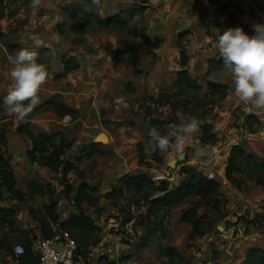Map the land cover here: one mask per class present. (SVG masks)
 <instances>
[{"label":"rangeland","instance_id":"1","mask_svg":"<svg viewBox=\"0 0 264 264\" xmlns=\"http://www.w3.org/2000/svg\"><path fill=\"white\" fill-rule=\"evenodd\" d=\"M193 1L147 0L142 3L138 0H101V6H97L93 0H43V6L35 15L27 7L29 0L1 2L4 10L0 17V50L5 51L8 56L14 55L21 48L37 52V62L45 65L49 75L39 92L40 104L27 117L28 121H19L9 117L3 106V98L12 87V65L8 61V66H3L0 70V123L8 122L14 130L15 124L28 122L30 129L36 132L49 122V128H59L70 140L63 160L72 161L77 166L76 170L70 169L67 174L70 184L67 193L64 184L57 180L58 174H54L57 181L51 183L54 188L53 196L57 201L61 199L59 209H55L58 220L76 212L72 196L79 181L89 178L88 184L95 185L97 189L99 169L101 172L109 167L107 159L111 157L113 148L126 142L132 132H135L136 137L133 143L135 164L132 161L126 164L128 160L121 164L117 162L115 168L127 167L126 172L130 174L147 173L153 179L163 178L167 186L174 185L183 177L180 171L182 167L211 173L218 181L225 214L216 219L208 231L191 240L186 239L189 224L179 219L180 211L194 206L197 213L214 214L211 206L195 193L169 208H161L145 217L148 206L142 197L145 189L134 190L121 185L119 181L105 190L110 191L108 195L104 196L105 191L97 189L94 194H97L100 211L96 213L93 206L82 204L83 212L99 227L96 233L99 238L95 244L79 243L80 250L76 247V254L82 264H241L249 246L259 245L264 250V190L254 180L255 177L264 180V169L254 167L243 156L239 170L233 173L240 184H232L224 177L228 151L232 145L227 144L230 143L228 138L234 139L233 144L240 142L243 150L252 153L255 158H264V136L256 132L262 122L254 121L238 107L230 111L233 117L227 120L228 113L224 110L218 112L220 99L207 115L212 121V130L214 131L213 123L216 122L221 129L220 134L214 131L218 137L214 143L201 144L198 139L199 130L188 139L182 158L177 157V152L169 150L162 154L160 162L151 159L155 146L147 148L143 144L148 139L145 133L149 115L144 113L143 108L147 103L141 101V98L173 88L176 71L173 69V61L176 55L178 57L174 38L178 30L185 29V25L192 24L197 19L196 16L200 15L196 5H192ZM70 2L76 4L70 5ZM211 2L213 3L206 6L208 12H213L220 0ZM225 3V10L235 9H232L229 2H223L220 10ZM140 4L141 10H137ZM66 6L67 9L77 7L86 14L101 16L117 11L127 23L123 28H103L92 23L90 16V24L78 27L83 31L82 35H75L67 27L69 19L64 11ZM227 23L216 21L221 28H232ZM140 28L151 42L154 36L157 37L156 46L142 41L138 35ZM189 33L191 32L185 36H189ZM76 36L81 37L79 42L74 40ZM183 40L185 45L187 39L183 37ZM125 44H134L137 49L135 52L117 54L116 48ZM207 52L210 56H218L216 50L213 53L210 50ZM63 54L75 56L78 67L62 73ZM207 62V70L198 79L201 84L206 79L214 80L212 77H228L229 72L224 63L218 64L212 58H207ZM130 87L132 90H129ZM50 99L69 104L75 110L74 114H56L53 107L46 103ZM120 99L127 103L126 108L118 103ZM157 109L160 110L159 107ZM165 114L166 109L162 107L160 114L152 113V116L165 117ZM217 114L220 116L214 118ZM79 115H83V118ZM84 115L87 117L84 118ZM95 115L97 118L92 117ZM5 116L9 119H3ZM243 124L250 132L255 131L248 137L256 146L255 151H250L244 145L246 140L241 139L239 125ZM96 132H102L106 136L103 141L95 138L99 144H104L103 147H95L96 143L89 142ZM166 133L167 131L162 132V135ZM12 140L14 158L22 167L24 164L19 161L21 155L18 154H22V149H17L18 141ZM138 149L140 156L148 164L138 161ZM6 152L3 153L7 154ZM81 156L83 158L80 160ZM78 161L85 165L79 168ZM34 173L39 177L38 173ZM32 179L39 181L35 177ZM158 194L160 192L154 191L150 196ZM46 201L47 193L43 192L33 193L24 203L39 208ZM53 227L56 229L59 226L54 223ZM70 235L77 242L74 235ZM166 246L175 251L173 261H169L164 253Z\"/></svg>","mask_w":264,"mask_h":264},{"label":"trees","instance_id":"2","mask_svg":"<svg viewBox=\"0 0 264 264\" xmlns=\"http://www.w3.org/2000/svg\"><path fill=\"white\" fill-rule=\"evenodd\" d=\"M142 3L147 0H138ZM0 0V17L3 15V5ZM76 4V2H70ZM66 4V5H69ZM225 4L221 6V11L228 16L234 14V10H225ZM65 7V6H63ZM142 4L137 8L141 10ZM66 15L69 19L68 29L75 35H82V29L79 26L88 25L92 23L96 26L118 27L126 26V20L120 15V12H113L104 16L89 13L77 7L67 9ZM61 31V30H59ZM224 30L221 31L223 33ZM190 32L189 29H180L176 32L174 43L178 49V60L180 67L175 71V79L173 81V88L158 91L155 95L147 94L141 101L147 103L144 106V113L149 115L148 126L145 137L149 138V129L155 127L161 134L167 131L169 123H179L175 113L181 110L186 115L196 117L200 122V134L198 139L201 144L214 143L218 137L212 130V121L207 118L211 112L212 107L226 95L228 90V83L219 80L206 79L204 84H201L196 77L189 74L187 70L188 54L182 38ZM138 35L146 44L157 45V37H153V42L141 30H138ZM76 36L74 40L80 41L81 37ZM137 46L134 44H125L122 47L116 48L117 54L125 52H135ZM222 58L218 55L214 62L220 63ZM79 65L77 59L73 55L63 54L61 58V72L66 73ZM129 90H132L130 87ZM46 103L50 104L56 114L58 115H73L75 110L58 100L50 99ZM160 108L158 110L157 108ZM162 107H165V117L157 115L152 116V113L160 114ZM151 114V115H150ZM254 121L260 122L254 115L247 114ZM15 130L24 134L30 145L26 149V156L29 161H35L38 165L47 167L51 172L58 174V181L65 186L66 193L70 189L67 173L70 169H77V166L72 161L63 160V154L70 146V140L64 135L61 130L53 131H36L30 129L29 123H19L15 126ZM252 130V129H251ZM6 124H0V146L7 142ZM139 144V142H137ZM95 144V142H92ZM140 149H138V161L147 163L140 156ZM243 156L252 163V165L259 169H264V158H255L252 153L245 152L240 142L232 144L228 151L227 161L224 168V177L232 184L239 185L238 180L233 173L240 168V162ZM151 159L154 161H161L162 153L156 147L151 154ZM180 171L183 177L174 185L167 186L163 178L153 179L147 173H122L118 181L125 187H131L134 190L145 189L143 198L148 204L145 212V217L149 214H154L161 208H169L178 201L184 199L191 193H195L206 204L210 205L214 211L213 215H206L204 213H197L194 206H189L182 209L179 214L181 221L189 224V229L186 233V239L191 240L195 236L202 235L208 231L216 219L221 218L225 213L223 212V199L218 189V181L213 177L206 176L201 171H195L189 168L182 167ZM254 180L259 183L264 190V180L255 177ZM119 188V187H118ZM96 189L95 185H90L86 181H79L74 192L73 203L76 212H72L67 218L58 220L55 212L57 199L53 196V185L50 182H39L33 179L26 181L24 190L16 187V178L13 168L9 161V155L0 151V199L4 198V192L8 193L11 199L25 202L33 193H47V201L42 203L39 208L31 205L27 206L28 212L36 221L35 226L22 225L15 216V211L11 207L0 206V255H8L16 261V264H37V258L33 253L32 242L36 237L34 228L38 227L39 235L41 237L50 236L53 232V224H57L61 229H66L69 234H73L76 239V247L79 249L80 244H95L99 236L96 234L99 227L94 224L93 219L83 212L82 204L93 206L94 211L98 213L100 206L98 205V198L92 194ZM120 189V188H119ZM154 191L160 192L158 195L150 196ZM64 192V194L66 195ZM110 194V191H105L103 195ZM74 232V233H73ZM13 242L22 245L23 251L21 253L13 252ZM164 253L169 261L175 258V251L172 247L166 246ZM241 264H264V250L259 245L249 246L244 254Z\"/></svg>","mask_w":264,"mask_h":264},{"label":"crops","instance_id":"3","mask_svg":"<svg viewBox=\"0 0 264 264\" xmlns=\"http://www.w3.org/2000/svg\"><path fill=\"white\" fill-rule=\"evenodd\" d=\"M223 2H227V3L229 2L231 6L233 7L231 8L232 9L235 8L233 15L228 16L226 13L220 10V4ZM210 3H213V2H211V0H207V1L194 0L192 5L194 7L196 5L197 10L200 12V15L196 16L197 19L192 21L193 25L187 24L183 27V28L186 27L190 29V32H191L189 33V36H184V38L187 39V42L185 43L186 52L188 54L187 69L190 75L193 77H196L197 79H199L207 70V67H208L207 58L209 59L216 58L214 56H210L209 55L210 53L208 54L207 50H210L212 53L215 52V50L218 51L217 46H216L218 36L222 34L221 33L222 30L228 29L226 28L227 26H223L221 28L219 25L216 24V21H219L221 23L228 22L226 25H230V27L232 28L241 27L244 30V32L247 33L248 35L253 34L252 25L254 23L264 24V0H220V3L217 5L218 7L214 8L213 12H208L207 11L208 8H206V6H209ZM217 55H219V51L217 52ZM7 58H8V55L6 54V52L0 50V70L2 69L3 66H6L8 64ZM174 58L175 59L173 61V64H174L173 69L177 70L178 67H180V63H179L177 55ZM220 63L223 64V61H221ZM212 78L214 80L217 79L219 81H224L228 83L227 93L220 100V107H219L220 110L218 112H222L221 110H224L226 113H228L229 116H226L227 120L228 118L233 117V115L231 116L232 113L230 111H232L234 107H238L244 113L254 115L260 122H262V125L258 127L256 132L264 136V134H262L261 132V127L264 125V111L256 110L252 108L250 105H246L238 99V97L234 93L230 74L228 75V77H224V78H218V77H212ZM65 105L70 107V105L67 103ZM219 116L220 115L217 114L215 115L214 118H218ZM79 117L83 118V115H79ZM86 117L87 116L84 115V118ZM92 117L97 118L96 115ZM3 119H9V118L5 116ZM26 121H28L27 118H26ZM1 123H5V122L1 121ZM5 124L6 126H8L7 142L5 145L0 146V151L2 152L7 151L6 153L10 155L9 161L13 168V172L16 178V187H18L20 190H24L26 186V181L34 177L38 178L39 181L41 182H50L52 184H54V182L56 183L58 179L56 180V177L54 175L55 173L51 172L47 167L38 165L37 163H35V161H29L28 157L26 156V149L30 145L28 138L24 134L17 132L15 130V126H14V130H12L11 125L8 124V122H6ZM48 124L49 122H47L48 128L44 124V127H40L36 131H53V130L59 129L57 127L49 128L50 125ZM213 124L215 127L214 131L220 134L219 131L221 129L218 128L217 122ZM234 129H236V127ZM239 129L242 134L241 139L246 140L244 145L248 146L250 151H255L256 146L253 144L251 139L248 138L249 135H251V133L254 134L255 131L250 132L245 124L239 125ZM98 133L99 132H96L89 140V142L91 141V143L92 142L96 143L95 147H101L102 145L104 146V144H99V142L95 140ZM134 134L135 132H132V134L127 137L126 142H123L121 145L117 146V148H113V153L111 154V157L107 159V162L110 163L109 167L105 168L101 172L99 169L98 173L100 175V178L98 179V183L96 184L98 190L103 192L106 189H108V187L111 184L114 185L115 181H118L117 180L118 176L121 173L126 172L127 167H125V165L128 162L132 161L135 164L133 160V157H134L133 143L136 140V137ZM139 136H141V133ZM12 139L18 141V144H17L18 146H16L17 149H19V147H20L19 149L20 151L22 149V154L18 152V154L21 155L19 156L20 157L19 161L20 162L22 161V164H24L22 167H20V165L18 164V161L15 160L16 158H14V155L12 152L14 148L13 146L14 141ZM107 141H108V138H107ZM228 141L230 142V143H227L228 145L234 143V139L228 138ZM143 144L146 147L148 146L151 148H154L155 146L149 138L147 139L146 143H143ZM81 158H83V156L80 157V160ZM129 159L131 160L129 161ZM117 162L118 164L119 163L121 164L122 162H126V164H124L125 168H122V166H120V168H115V165ZM82 163L83 162L78 163L79 168H82L85 165V164L83 165ZM130 164L131 163H129V165ZM16 169H18L19 171H17ZM34 172L38 173L40 178L37 175H35ZM69 172L70 171H68V173ZM85 181L89 183L90 179L88 178ZM97 189L92 191V194L95 195L96 197H97V194H94V192ZM60 203H61V199L57 201L56 209H59L58 205ZM26 204L22 201L11 199L8 196L7 192H4V198L0 199V206L13 208L15 211V216L17 220L22 225L35 226L37 225V223L32 218L31 214L28 212ZM34 232L36 234V237L34 238V240L41 237L39 235L38 227L34 228ZM32 248H34L33 242H32ZM0 264H16V261L10 258L8 255H4V256L0 255Z\"/></svg>","mask_w":264,"mask_h":264},{"label":"clouds","instance_id":"4","mask_svg":"<svg viewBox=\"0 0 264 264\" xmlns=\"http://www.w3.org/2000/svg\"><path fill=\"white\" fill-rule=\"evenodd\" d=\"M101 6V0H93ZM43 6V0H29L27 7L33 15ZM253 34L248 35L241 27L228 28L218 36L217 49L228 70L235 95L252 108L264 111V24L254 23ZM38 53L21 48L8 56L12 65L10 79L12 87L3 98V106L9 117L25 120L40 104L39 92L47 82L48 71L44 64L38 63ZM123 107L127 103L118 100ZM175 116L179 123H169L167 133L161 134L155 127L149 129L148 136L156 149L162 154L169 150L184 151L186 142L200 130L199 120L177 110Z\"/></svg>","mask_w":264,"mask_h":264},{"label":"built area","instance_id":"5","mask_svg":"<svg viewBox=\"0 0 264 264\" xmlns=\"http://www.w3.org/2000/svg\"><path fill=\"white\" fill-rule=\"evenodd\" d=\"M264 134V125L261 127ZM212 177L211 173H204ZM33 253L37 258V264H82L76 254V242L66 229L56 228L50 236L40 237L33 241ZM59 245V247H55ZM14 253L23 251L22 245L15 243L12 247Z\"/></svg>","mask_w":264,"mask_h":264},{"label":"water","instance_id":"6","mask_svg":"<svg viewBox=\"0 0 264 264\" xmlns=\"http://www.w3.org/2000/svg\"><path fill=\"white\" fill-rule=\"evenodd\" d=\"M100 135H102V136H100ZM99 136H100V137H99ZM104 136H105L104 133L99 132V133L97 134V136H96V139H97L98 141H103ZM105 138H106V136H105ZM177 157H178L179 159L182 158V157H183V152H182V153H178V156H177ZM55 247H59V245H57V246H55Z\"/></svg>","mask_w":264,"mask_h":264},{"label":"bare ground","instance_id":"7","mask_svg":"<svg viewBox=\"0 0 264 264\" xmlns=\"http://www.w3.org/2000/svg\"><path fill=\"white\" fill-rule=\"evenodd\" d=\"M100 136H102V135H100ZM100 136H99V137H100ZM104 138H105V136H104Z\"/></svg>","mask_w":264,"mask_h":264}]
</instances>
